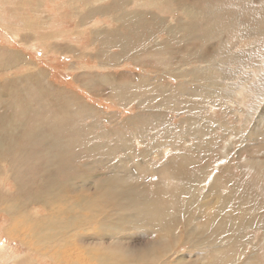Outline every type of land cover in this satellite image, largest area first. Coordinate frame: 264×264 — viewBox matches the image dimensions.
<instances>
[{"label":"rangeland","instance_id":"rangeland-1","mask_svg":"<svg viewBox=\"0 0 264 264\" xmlns=\"http://www.w3.org/2000/svg\"><path fill=\"white\" fill-rule=\"evenodd\" d=\"M102 251L264 264V0H0V264Z\"/></svg>","mask_w":264,"mask_h":264},{"label":"bare ground","instance_id":"bare-ground-1","mask_svg":"<svg viewBox=\"0 0 264 264\" xmlns=\"http://www.w3.org/2000/svg\"><path fill=\"white\" fill-rule=\"evenodd\" d=\"M70 218H72V217H70ZM73 219V218H72ZM67 221V220H66ZM74 223H75V221H74ZM66 230V229H65ZM75 247V246H74ZM91 252H93L94 254H95V251H91ZM103 252V251H102ZM110 253V252H109ZM107 254H108V252H107ZM106 253H100L99 254V256H98V259H99V261H100V264H109L110 263V261H111V257H108V258H106L104 261H103V257H105L106 255H107ZM115 258V257H114ZM62 259V258H61ZM112 260H114V259H112ZM115 261H116V259H115ZM119 261V260H118Z\"/></svg>","mask_w":264,"mask_h":264}]
</instances>
